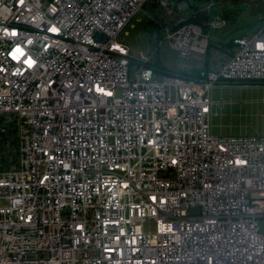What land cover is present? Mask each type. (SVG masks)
Listing matches in <instances>:
<instances>
[{
    "label": "built area",
    "instance_id": "2783aa9c",
    "mask_svg": "<svg viewBox=\"0 0 264 264\" xmlns=\"http://www.w3.org/2000/svg\"><path fill=\"white\" fill-rule=\"evenodd\" d=\"M149 1L0 0V264H264V135L210 130L216 84H264V24L216 71L214 0H154L189 71L158 80L118 41Z\"/></svg>",
    "mask_w": 264,
    "mask_h": 264
},
{
    "label": "rangeland",
    "instance_id": "374dc122",
    "mask_svg": "<svg viewBox=\"0 0 264 264\" xmlns=\"http://www.w3.org/2000/svg\"><path fill=\"white\" fill-rule=\"evenodd\" d=\"M192 6L199 10L210 5L209 0H188ZM177 5L178 0H169ZM194 7L184 14H191ZM219 14H225L219 20L225 21L226 26L210 28V47L205 57L214 70L220 69L219 64L229 59V55L221 50L233 52L231 45L233 39L256 35L264 24V4L260 0H214L209 18L215 21ZM171 18L163 15L162 10L154 0H150L144 9L137 13L127 27L121 32L118 41L126 45L132 58L138 60L141 53L149 56L155 51L154 63L159 69L158 80L166 73H189L183 70L180 54L173 50L165 40L164 26L169 24ZM154 36L157 39H154ZM161 41L164 44L156 51ZM217 63V64H216ZM191 65L201 68L200 61L191 60ZM137 65L132 63L130 78L133 79ZM192 76L198 77V73ZM216 84L211 90V98L215 104L213 116L210 120V130L216 136L264 135V84ZM260 232L264 235V217L259 219ZM147 233L155 232V222L148 221L144 225Z\"/></svg>",
    "mask_w": 264,
    "mask_h": 264
},
{
    "label": "crops",
    "instance_id": "0c3cea01",
    "mask_svg": "<svg viewBox=\"0 0 264 264\" xmlns=\"http://www.w3.org/2000/svg\"><path fill=\"white\" fill-rule=\"evenodd\" d=\"M198 9V8H197ZM223 16H227V15H225V14H219L218 16H217V19L216 20H219V17H221V18H223ZM201 24H203V25H206L207 23H208V19H206V18H203V17H200L199 18V20H198ZM211 21V20H210ZM226 26V25H225ZM210 29V28H209ZM241 37H243V36H241ZM217 64V63H216ZM214 67V66H213Z\"/></svg>",
    "mask_w": 264,
    "mask_h": 264
},
{
    "label": "trees",
    "instance_id": "16d2710c",
    "mask_svg": "<svg viewBox=\"0 0 264 264\" xmlns=\"http://www.w3.org/2000/svg\"><path fill=\"white\" fill-rule=\"evenodd\" d=\"M192 7L197 8L196 6H192ZM200 17H203V18H206V19H207V17H206L205 15H202V14H201V15H199V17H198V20H199ZM198 20H197V22L200 23ZM206 31H207V29H206ZM231 45H233L232 42H231ZM223 48H224V47L221 48V50H222L223 52H225V53H227V54H230V53H231L230 51H225V49H223Z\"/></svg>",
    "mask_w": 264,
    "mask_h": 264
}]
</instances>
